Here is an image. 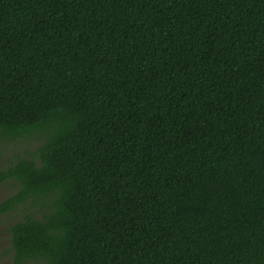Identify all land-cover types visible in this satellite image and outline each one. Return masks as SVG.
<instances>
[{"label":"trees","instance_id":"1","mask_svg":"<svg viewBox=\"0 0 264 264\" xmlns=\"http://www.w3.org/2000/svg\"><path fill=\"white\" fill-rule=\"evenodd\" d=\"M13 264H264V0H0Z\"/></svg>","mask_w":264,"mask_h":264},{"label":"rangeland","instance_id":"2","mask_svg":"<svg viewBox=\"0 0 264 264\" xmlns=\"http://www.w3.org/2000/svg\"><path fill=\"white\" fill-rule=\"evenodd\" d=\"M41 141L39 139L22 138L17 140L4 139L0 144V169L5 168L9 161L17 154H23L25 151L34 150ZM11 184L0 186V202L15 193ZM23 212H15L6 216L0 215V264H13V255L11 252V236L9 228L11 225L21 219ZM28 261L26 264H39ZM43 264V263H40Z\"/></svg>","mask_w":264,"mask_h":264}]
</instances>
